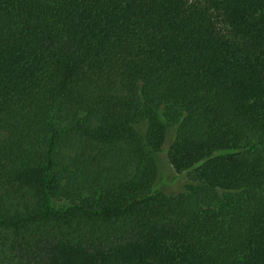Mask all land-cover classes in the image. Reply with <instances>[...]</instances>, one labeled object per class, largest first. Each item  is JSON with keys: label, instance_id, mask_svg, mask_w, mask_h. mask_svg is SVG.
I'll list each match as a JSON object with an SVG mask.
<instances>
[{"label": "trees", "instance_id": "trees-1", "mask_svg": "<svg viewBox=\"0 0 264 264\" xmlns=\"http://www.w3.org/2000/svg\"><path fill=\"white\" fill-rule=\"evenodd\" d=\"M0 264H264V0H0Z\"/></svg>", "mask_w": 264, "mask_h": 264}, {"label": "rangeland", "instance_id": "rangeland-1", "mask_svg": "<svg viewBox=\"0 0 264 264\" xmlns=\"http://www.w3.org/2000/svg\"><path fill=\"white\" fill-rule=\"evenodd\" d=\"M139 133L143 134L145 131L144 125L137 126ZM176 134V127H168L166 131L165 145L161 151L154 154L155 161L158 168V178L155 182V189L161 191L165 195H176L184 190V186L188 182L183 179L172 181V174L167 163V153L172 145ZM187 178V177H186Z\"/></svg>", "mask_w": 264, "mask_h": 264}]
</instances>
